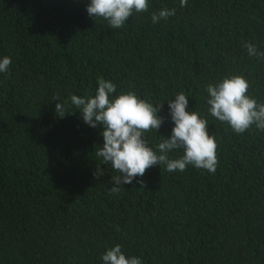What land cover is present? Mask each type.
Here are the masks:
<instances>
[{"label":"trees","instance_id":"16d2710c","mask_svg":"<svg viewBox=\"0 0 264 264\" xmlns=\"http://www.w3.org/2000/svg\"><path fill=\"white\" fill-rule=\"evenodd\" d=\"M87 0H0V264H102L114 244L144 264H264V131L235 133L208 112L205 86L240 74L264 103V0H150L112 29ZM176 14L153 24L151 13ZM163 103L145 137L170 135L165 99L183 91L217 143L215 173L145 170L118 194L110 164L93 176L103 140L57 97L93 93L97 77ZM187 110V109H186ZM182 154L179 150L173 157ZM142 181V182H138Z\"/></svg>","mask_w":264,"mask_h":264},{"label":"clouds","instance_id":"9594fccd","mask_svg":"<svg viewBox=\"0 0 264 264\" xmlns=\"http://www.w3.org/2000/svg\"><path fill=\"white\" fill-rule=\"evenodd\" d=\"M184 7L188 0H179ZM150 0H87L85 9L90 18H101L112 29L125 26L133 13L146 12ZM176 14L174 8H161L151 13L153 24L167 20ZM243 47L249 57L264 59V51L256 44L245 41ZM12 59L0 56V74L9 72ZM249 83L240 74H228L205 86L206 104L212 117L239 134L252 126L264 131V103H258L248 93ZM54 113L57 118L78 111L81 120L91 128H100L102 144L97 146L96 157L101 163L93 172L94 177L103 175L101 164L111 166L116 175L111 176L112 194H118L123 184H132L134 178L142 177L145 170L159 165L165 171L183 172L188 166L215 173L218 158L215 137L207 130L208 121L193 107H189L188 96L183 91L165 99L167 116L172 122L170 135L151 146L145 137L150 129L158 133L165 117L160 114L163 101L152 103L141 98L134 90H117L112 80L98 76L93 93L71 94L70 104L75 111H66V105L57 97ZM187 109V110H186ZM173 157L171 154L177 151ZM138 182H142L139 181ZM102 264H144L141 257L124 253L122 245L107 247L101 254Z\"/></svg>","mask_w":264,"mask_h":264}]
</instances>
